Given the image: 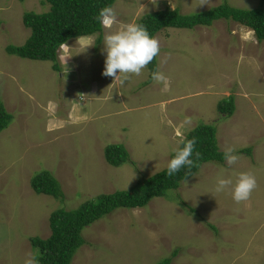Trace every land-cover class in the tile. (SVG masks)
Returning a JSON list of instances; mask_svg holds the SVG:
<instances>
[{"label": "rangeland", "instance_id": "obj_1", "mask_svg": "<svg viewBox=\"0 0 264 264\" xmlns=\"http://www.w3.org/2000/svg\"><path fill=\"white\" fill-rule=\"evenodd\" d=\"M227 1L264 9L263 0ZM222 4L117 0V21L104 34L166 9L190 15ZM49 10L41 0H0V102L14 116L0 134V264L29 258L38 264L31 239L52 235L54 212L132 190L163 172L186 136L203 124L217 128L221 150L234 148L238 162L207 163L146 208H121L87 227L86 244L72 264H161L177 250L172 264H264V41L226 20L193 30L164 29L155 38L158 71L167 86L149 82L148 66L139 76L115 81L102 75L104 45H97V36L63 46L60 72L52 62L7 52L32 34L23 16ZM232 96L236 111L227 118L219 105ZM122 144L132 163L116 168L105 151ZM247 149L251 153H243ZM43 171L60 182L63 201L34 192L31 181ZM241 172L256 178L248 200L234 201L231 185L215 192L218 176L234 184Z\"/></svg>", "mask_w": 264, "mask_h": 264}, {"label": "trees", "instance_id": "obj_2", "mask_svg": "<svg viewBox=\"0 0 264 264\" xmlns=\"http://www.w3.org/2000/svg\"><path fill=\"white\" fill-rule=\"evenodd\" d=\"M49 4L48 12L37 14L28 12L23 16L24 25L32 34L28 41L19 47L9 46L7 52L22 59L33 61H49L54 70L61 71L60 51L71 41L84 37L97 36V45L103 43L105 28H102L96 17L101 9L114 7L117 0H41ZM264 1V0H263ZM226 20L233 21L251 29L258 41H264V9L236 8L224 0V4L209 10L182 14L179 8L166 9L144 16L138 24L143 25L149 34L156 37L164 29H190L196 27H212L214 23ZM149 82L153 81L152 73L158 71L157 57L148 65ZM220 113L227 118L233 117L236 111V98L230 97L219 105ZM14 116L0 102V134L13 123ZM195 139L196 143L190 159L193 164L182 168L173 176L163 172L144 179L129 191H120L110 195H102L97 202H87L72 211L59 210L52 214L50 227L52 235L48 239L35 237L31 239L33 249L38 251V264H72L77 252L86 244L84 230L101 221L118 209L146 208L154 198H163L169 192L178 190L183 184L194 178L207 163L223 165L224 152L218 141V131L213 125L203 124L191 131L182 142ZM251 149L243 153H251ZM174 156V155H173ZM172 156V157H173ZM107 162L113 167L132 163L131 155L125 145H111L105 151ZM31 186L35 193L51 196L63 201L65 194L60 182L50 171L36 175ZM213 230H216L213 227ZM179 254L172 256L161 264H172Z\"/></svg>", "mask_w": 264, "mask_h": 264}, {"label": "clouds", "instance_id": "obj_3", "mask_svg": "<svg viewBox=\"0 0 264 264\" xmlns=\"http://www.w3.org/2000/svg\"><path fill=\"white\" fill-rule=\"evenodd\" d=\"M96 19L102 28L110 29L117 21V13L114 8L105 7L100 10ZM103 45L102 54L105 56V65L102 75L112 77L115 81L121 77L127 79L129 75H141L160 51L158 40L151 36L143 25L134 22L123 25L118 31L105 32ZM152 79L157 84L167 86V77L160 71L153 72ZM80 97L85 96L81 95ZM184 123L190 124L191 122L190 120H185ZM195 143V139L188 140L182 147L174 151V156L167 164L168 176H173L182 168L190 167L193 164L190 157L192 156ZM223 158L228 166L235 165L239 160L234 148H226ZM230 185L232 186V198L237 203H240L249 199L256 187V178L250 172H241L233 184L231 178H225L220 175L216 179L214 190L217 193H221ZM25 264H35V260L29 258Z\"/></svg>", "mask_w": 264, "mask_h": 264}]
</instances>
